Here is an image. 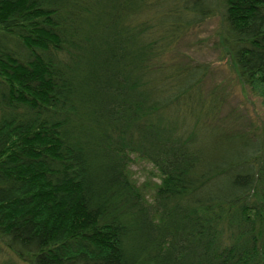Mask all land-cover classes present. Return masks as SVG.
Instances as JSON below:
<instances>
[{
  "label": "trees",
  "instance_id": "obj_1",
  "mask_svg": "<svg viewBox=\"0 0 264 264\" xmlns=\"http://www.w3.org/2000/svg\"><path fill=\"white\" fill-rule=\"evenodd\" d=\"M211 21L264 92V0H0V264H264V144L175 56Z\"/></svg>",
  "mask_w": 264,
  "mask_h": 264
},
{
  "label": "rangeland",
  "instance_id": "obj_2",
  "mask_svg": "<svg viewBox=\"0 0 264 264\" xmlns=\"http://www.w3.org/2000/svg\"><path fill=\"white\" fill-rule=\"evenodd\" d=\"M214 25L211 21L193 32L179 48V52L185 55L175 56L182 61L191 59L211 64L213 70L206 80V89L211 90L217 84V89L225 96L221 116L227 129L231 127L245 133L250 142H257L258 149H261L264 144V92L258 85L254 89L241 83L231 64L222 60L226 56L212 47L211 31ZM198 39L200 44L197 43ZM219 57L221 60H218ZM132 157L133 161L127 167L128 174L151 203L162 183L163 175L149 160L137 154Z\"/></svg>",
  "mask_w": 264,
  "mask_h": 264
}]
</instances>
